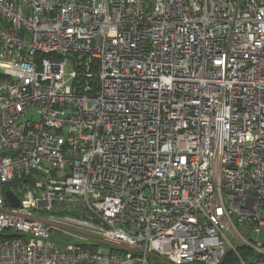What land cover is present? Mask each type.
Wrapping results in <instances>:
<instances>
[{"label":"built area","instance_id":"built-area-1","mask_svg":"<svg viewBox=\"0 0 264 264\" xmlns=\"http://www.w3.org/2000/svg\"><path fill=\"white\" fill-rule=\"evenodd\" d=\"M263 230L264 0H0V264H264Z\"/></svg>","mask_w":264,"mask_h":264},{"label":"water","instance_id":"water-1","mask_svg":"<svg viewBox=\"0 0 264 264\" xmlns=\"http://www.w3.org/2000/svg\"><path fill=\"white\" fill-rule=\"evenodd\" d=\"M6 199L7 201L13 205L14 207H19L20 206V202L17 198L14 197L13 193L11 191L6 192Z\"/></svg>","mask_w":264,"mask_h":264},{"label":"rangeland","instance_id":"rangeland-1","mask_svg":"<svg viewBox=\"0 0 264 264\" xmlns=\"http://www.w3.org/2000/svg\"><path fill=\"white\" fill-rule=\"evenodd\" d=\"M261 238H264V230H263V232H262Z\"/></svg>","mask_w":264,"mask_h":264},{"label":"trees","instance_id":"trees-1","mask_svg":"<svg viewBox=\"0 0 264 264\" xmlns=\"http://www.w3.org/2000/svg\"><path fill=\"white\" fill-rule=\"evenodd\" d=\"M224 264H227V263H224Z\"/></svg>","mask_w":264,"mask_h":264}]
</instances>
